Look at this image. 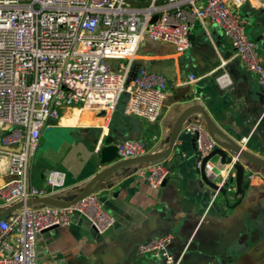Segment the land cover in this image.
Masks as SVG:
<instances>
[{"label":"crops","instance_id":"0c3cea01","mask_svg":"<svg viewBox=\"0 0 264 264\" xmlns=\"http://www.w3.org/2000/svg\"><path fill=\"white\" fill-rule=\"evenodd\" d=\"M262 1L244 4L239 13L264 66ZM190 45L185 54H176L170 45L144 42L132 61L126 86L139 68L166 78L164 106L157 122L126 115V93L109 117L88 109L64 110L41 131L29 169V186L48 191L51 198L73 200L106 168L100 163L106 138L113 146L137 141L145 143L150 154L163 152L178 117L195 106L206 112L224 136L264 160V94L256 78L234 58L229 41L209 23L194 26ZM113 63L121 65L117 59ZM220 76L226 77L228 85L218 84ZM189 124L202 126L206 133L199 112L190 115L182 128ZM182 128L170 155L162 160L169 170L162 186L150 188L134 175L136 167L115 171L94 192L114 219L112 228L98 235L83 217L72 214L67 227L36 236L35 264H165L163 258L141 256L136 249L168 234L172 236L168 252L174 259L181 258L180 264H264V171L241 161L242 179L237 181L233 175L212 200L217 181L195 169L192 135ZM118 161L122 160L117 157L114 162ZM210 161L219 163L220 158ZM51 171L62 175L61 189L47 187L45 179ZM5 179L0 166V184Z\"/></svg>","mask_w":264,"mask_h":264},{"label":"built area","instance_id":"2783aa9c","mask_svg":"<svg viewBox=\"0 0 264 264\" xmlns=\"http://www.w3.org/2000/svg\"><path fill=\"white\" fill-rule=\"evenodd\" d=\"M134 1L151 5L132 7L125 0H0V166L6 176L0 184V207L49 196L48 191L29 186V169L42 129L58 120L62 111H104L109 117L126 93V115L152 124L158 121L166 78L139 68L126 86L134 62L113 63L118 57L136 55L144 42L167 44L176 54H185L194 26L209 23L229 41L234 58L256 78L264 94V66L239 13L244 4L257 0H165L161 6L152 5L156 0ZM259 6L264 11V0ZM154 15L158 18L151 24ZM216 81L228 85L225 76ZM182 131L196 135L195 169L203 168L217 181L214 200L234 175L238 156L216 176L212 170L217 164L203 163L216 147L213 139L200 125L189 124ZM115 148L120 160L150 154V148L137 141H122ZM168 174L164 161L141 164L134 171L152 189H158ZM45 182L51 191L63 187L59 172H49ZM75 213L98 235L114 225L94 193L65 208L23 207L0 220V264H35L36 236L67 227ZM171 241L169 234L152 238L138 245L136 253L180 264L181 258L168 252Z\"/></svg>","mask_w":264,"mask_h":264},{"label":"water","instance_id":"95a60500","mask_svg":"<svg viewBox=\"0 0 264 264\" xmlns=\"http://www.w3.org/2000/svg\"><path fill=\"white\" fill-rule=\"evenodd\" d=\"M165 0H156L155 2L152 3L153 6H161ZM125 3L132 6V7H149L151 5L150 1H134V0H125ZM158 16L154 15L150 23H154L157 20ZM191 34L189 35L190 39ZM195 112H199L200 115L202 116L205 126H206V133L213 139V141L216 144V147L213 149V151L210 153V155L207 157V159L204 160L203 163H205L207 160H210L211 158L218 156L220 158V162L216 163L217 166L212 170V173L214 175H220L221 168L224 166L229 165L232 163V159L234 157L238 156L239 162L235 163L233 165L234 169V176L237 181H240L243 176V168L240 164L241 161H245L248 164L255 166L259 168L260 170L264 171V160L253 156L249 152L245 151L243 146L237 145L233 141H231L229 138L224 136L213 124L209 116L206 114V112L198 107H192L186 110L185 112H182V114L178 117L176 122L174 123L170 136L167 140V149L163 152H157L153 154H147L142 157L134 158V159H129V160H122L118 162H114L117 158V153H116V148L115 146L111 145L112 140H109L106 138L105 144L106 146L101 149V159L100 163L107 165L106 168H104L102 171L98 172L92 180H90L83 190L73 199L70 201H62L56 198H51V197H43V198H32L28 199L26 201H19L11 206L7 207H0V220L6 218L13 212L23 208V207H33V206H51V207H56V208H65L70 205L75 204L82 198L93 194L95 190L98 188V186L112 173H114L117 170L123 169V168H128V167H137L141 164L145 163H151L154 161H162L166 159L170 153L171 150L174 146L175 141L177 140L180 130L182 128L183 123L190 117ZM100 117L105 116V112L101 111L99 113ZM215 135L219 136L224 140V142H221L218 140ZM192 142H193V147L195 150L196 144V135H192ZM200 172L205 175L203 168L200 170ZM166 179L163 181L162 185ZM248 182V179L246 183ZM245 184H243V188L245 187ZM161 185V186H162ZM216 184H214V190L216 189ZM223 190V189H222ZM221 190V192H222Z\"/></svg>","mask_w":264,"mask_h":264},{"label":"bare ground","instance_id":"6f19581e","mask_svg":"<svg viewBox=\"0 0 264 264\" xmlns=\"http://www.w3.org/2000/svg\"><path fill=\"white\" fill-rule=\"evenodd\" d=\"M135 56L136 55L132 54V55H127V56H123V57H118L116 59L121 63V66H122L123 64L126 63V61L132 62L134 60Z\"/></svg>","mask_w":264,"mask_h":264}]
</instances>
